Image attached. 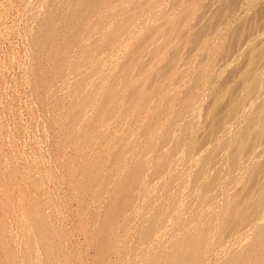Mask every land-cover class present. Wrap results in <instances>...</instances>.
<instances>
[{
	"label": "rangeland",
	"instance_id": "374dc122",
	"mask_svg": "<svg viewBox=\"0 0 264 264\" xmlns=\"http://www.w3.org/2000/svg\"><path fill=\"white\" fill-rule=\"evenodd\" d=\"M0 264H264V0H0Z\"/></svg>",
	"mask_w": 264,
	"mask_h": 264
}]
</instances>
